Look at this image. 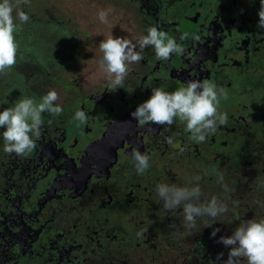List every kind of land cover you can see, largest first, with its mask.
I'll return each instance as SVG.
<instances>
[{
  "label": "flooded vegetation",
  "instance_id": "1",
  "mask_svg": "<svg viewBox=\"0 0 264 264\" xmlns=\"http://www.w3.org/2000/svg\"><path fill=\"white\" fill-rule=\"evenodd\" d=\"M87 2L111 9L102 27L98 15H87L82 26L65 19V10H53L58 0H10L18 52L15 66L0 73V112L22 94L39 100L50 90L63 111L42 114L39 137L30 133L37 147L24 156L4 151L6 129L0 128V264H222L230 248L220 237L246 220L264 219L260 0ZM17 7L29 22L21 24ZM49 13L58 15L55 21ZM151 27L183 52L158 60L154 47H146L122 88L111 89L100 67L106 30L136 43ZM189 80L226 94L217 111L227 122L217 121L204 142L179 117L171 126L131 117L152 88L174 92ZM77 110L87 114L80 128L73 121ZM134 150L150 157L143 174ZM157 184L198 185L201 196L193 203L215 196L228 211L196 217L195 228L187 229L183 206L165 210Z\"/></svg>",
  "mask_w": 264,
  "mask_h": 264
},
{
  "label": "clouds",
  "instance_id": "2",
  "mask_svg": "<svg viewBox=\"0 0 264 264\" xmlns=\"http://www.w3.org/2000/svg\"><path fill=\"white\" fill-rule=\"evenodd\" d=\"M24 2L27 3V0ZM13 11L10 0H0V73L13 68L17 60L18 45L14 33L18 25L14 22ZM110 11L111 9L99 11L98 18L102 23L108 22ZM16 16L21 24L30 20V17L18 7ZM258 17L257 28L264 31V0H260ZM148 46L154 47L158 60H168L171 54L183 52L174 39L168 38L165 32L159 31L156 27L149 28L147 35L136 43L124 37L109 36L99 44L103 53L100 67L108 74L110 78L108 86L111 89L122 88L129 72V65L140 62L143 59L142 51ZM223 95L226 94L222 89L218 90L214 84L199 80H189L186 87L174 92L152 88L150 98L141 103L131 113V117L140 124L169 126L174 123L176 117H179L186 122L192 138L202 143L209 132L216 131L217 121L221 125L227 122V114L217 111L220 96ZM58 99L55 90L48 91L39 100L22 94L13 107L0 112V128L6 129L2 132L5 141L4 151L24 156L36 149L37 145L30 133L39 137L43 113L53 117L62 114V107L56 103ZM73 121L76 122L75 126L80 128L86 124L87 114L83 110H77ZM167 142L171 144L172 138L169 137ZM132 157L137 173L143 174L150 166V157L139 150H134ZM156 191L164 201L165 210L183 206L184 226L187 229L195 228L196 217L208 216L215 219L228 211L227 205L215 196L206 203H193L192 201H198L201 196L198 185L187 188L157 184ZM219 231L220 229H215L211 236L215 237ZM218 242L230 248L228 258L222 264H242L241 258H245L247 264H264V219L259 222L255 219L246 220L231 236H221ZM222 257L223 253L219 254L217 261H221Z\"/></svg>",
  "mask_w": 264,
  "mask_h": 264
},
{
  "label": "rangeland",
  "instance_id": "3",
  "mask_svg": "<svg viewBox=\"0 0 264 264\" xmlns=\"http://www.w3.org/2000/svg\"><path fill=\"white\" fill-rule=\"evenodd\" d=\"M60 4V6L62 5V7L58 6L59 8L53 9L54 12H58V9H63L62 11H66V18L68 17L70 18L71 22H76L79 25H84L85 23H87L84 18L88 15L89 17H94L96 15H98L99 11L101 10H106L103 8L102 5H95L92 7V9L88 6V2L87 0H58ZM55 4L54 1L51 2V5ZM52 10V9H51ZM61 11V12H62ZM41 14L43 11H39ZM50 14V13H49ZM57 14V13H56ZM44 17V16H43ZM58 15H52L50 14V16L48 17L49 19L51 18V20L55 21V18H57ZM47 18V19H48ZM101 25V21L99 26ZM102 27V25L100 26ZM101 32V30H99ZM99 32V33H100ZM112 36L113 38H116L118 35H115V31L114 30H106L105 32V40L109 37ZM95 54L98 56L99 53L95 52Z\"/></svg>",
  "mask_w": 264,
  "mask_h": 264
}]
</instances>
